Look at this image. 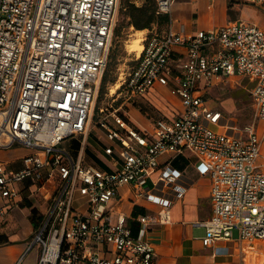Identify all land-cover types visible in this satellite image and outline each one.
I'll return each mask as SVG.
<instances>
[{"label":"built area","instance_id":"obj_1","mask_svg":"<svg viewBox=\"0 0 264 264\" xmlns=\"http://www.w3.org/2000/svg\"><path fill=\"white\" fill-rule=\"evenodd\" d=\"M264 10V0H246ZM117 0H0V147L27 149L21 166L0 159V217L17 203L25 183L44 197L40 224L26 252L34 264H153L151 226L171 219L185 191L179 174L159 171L163 154L190 151L210 179L211 214L203 245L229 239L240 249L264 239V26L243 20L188 32L173 26L172 0H155L168 27L141 37L135 64L109 87L111 102L97 105L112 46ZM250 82L253 120L205 102L208 89L237 78ZM203 82V83H202ZM117 84V86H116ZM165 88L168 97L154 96ZM113 88V91H111ZM154 91V92H153ZM107 93V94H108ZM156 103L149 127L134 124L125 107ZM98 129L97 165L86 160ZM78 139L76 150L62 144ZM159 204L137 213L135 233L125 211L113 210L119 187ZM77 194L82 201L75 205ZM22 254L14 264H23Z\"/></svg>","mask_w":264,"mask_h":264},{"label":"crops","instance_id":"obj_2","mask_svg":"<svg viewBox=\"0 0 264 264\" xmlns=\"http://www.w3.org/2000/svg\"><path fill=\"white\" fill-rule=\"evenodd\" d=\"M260 10L264 12L259 6L246 0H172L171 17L174 27L182 26L188 32H195L237 20L264 26ZM119 14L123 16L127 29L142 31L141 37L153 31L161 32L169 25L167 14L156 13L155 0H117L115 21ZM132 20L143 22L145 26L136 28ZM168 98L176 101L173 96ZM125 112L134 124L145 127L130 115L128 106L125 107ZM96 147V142L90 141L86 151L88 162L89 157L93 163H98ZM13 148L15 152L5 154L1 159L13 167H19L21 157L27 149L21 145L6 149ZM158 162L156 172L163 170L179 174L186 183V188L183 196L170 207V221L151 226L148 232L156 251L153 264H244V259L247 260L250 252L244 253L240 249L237 235L232 234L229 239H217L210 245H203L201 242L200 237L204 234L205 227L196 224V221L207 219L212 209L210 179L203 163L187 150L163 154L159 156ZM27 186L26 182L17 203L0 217V264H14L22 254L23 264L36 262L37 250L33 251L32 248L26 252V247L35 231V223L45 209V202L38 191L29 194ZM118 194L119 200L114 203L113 210L121 209L126 212L133 233L138 227L135 220L137 213H155L160 207L156 202L137 196L128 185L119 187ZM28 201L30 205L26 204ZM2 223L4 224L1 225ZM255 241L252 247L255 246Z\"/></svg>","mask_w":264,"mask_h":264},{"label":"rangeland","instance_id":"obj_3","mask_svg":"<svg viewBox=\"0 0 264 264\" xmlns=\"http://www.w3.org/2000/svg\"><path fill=\"white\" fill-rule=\"evenodd\" d=\"M262 19H264V12L260 10ZM136 29H127L125 25V20L121 14H119L116 18L114 25V34L112 40V46L108 57V63L106 66L105 74H106V82L103 86V91L98 93L97 97V105L112 103L116 105L120 103L121 99L117 98L113 102L110 100L109 96V87L112 82L116 80L119 75V72L123 70H129L135 64V53L134 50L129 49V43L134 37L140 36L142 31H135ZM138 50L136 49V52ZM139 52V51H138ZM137 52V54H138ZM237 82H235L234 86L229 85L228 83H222L218 87H212L208 89V92L205 95V102L210 106L221 108L227 114L232 113L234 119L238 125H243L246 122L253 120V104L252 98L250 94V82L243 77L237 78ZM203 83V82H202ZM155 91L158 93H154V96L160 98V96L168 97V91L163 88H156ZM154 92V91H153ZM108 93V94H107ZM156 103L159 107L162 105L158 104L154 99L153 102L148 100H137L135 102H131L128 106L130 115L141 121L143 126H150V118L151 116H155L158 114L156 107L153 105ZM264 129V121H257V130L260 132ZM99 130L95 129L91 130L89 135L90 141H95L97 138ZM78 139H68L65 143L62 144L63 147L67 149L74 150L78 147ZM18 145V144H15ZM23 147V146H22ZM14 151L13 149H6L0 147V159L6 155H11ZM260 157L258 161L264 158V141H262L260 148ZM88 160L93 163V160L88 157ZM97 165V163H93ZM82 201L77 194L74 197V204L77 205ZM9 222V221H8ZM7 222V223H8ZM40 220L35 223V229L39 227ZM2 223L1 225H3ZM233 235H237V229L234 228L232 230ZM33 235V234H32ZM31 235V236H32ZM31 239V238H30ZM255 249L250 252V255L247 257V260L244 259V264H264V239H258L255 241ZM37 250V245H35L32 249Z\"/></svg>","mask_w":264,"mask_h":264},{"label":"trees","instance_id":"obj_4","mask_svg":"<svg viewBox=\"0 0 264 264\" xmlns=\"http://www.w3.org/2000/svg\"><path fill=\"white\" fill-rule=\"evenodd\" d=\"M132 22H134V26H135L136 28H141V27L145 26V25H144L145 23H143V22H137V21H135V20H134V21L132 20ZM105 70H106V69H105ZM106 79H107V77H106V74H105V71H104V73H103V75H102V77H101V81H100V87H99L100 92L103 91V86H104V84H105V82H106ZM26 204H27V205H30V202L28 201ZM31 214H32V216L34 215V209L31 210Z\"/></svg>","mask_w":264,"mask_h":264},{"label":"bare ground","instance_id":"obj_5","mask_svg":"<svg viewBox=\"0 0 264 264\" xmlns=\"http://www.w3.org/2000/svg\"><path fill=\"white\" fill-rule=\"evenodd\" d=\"M137 31L141 32V30H137ZM128 45H129L130 50H134V49L136 50L137 49L139 51L142 47L141 37L140 36L134 37ZM116 86H117V84H116ZM111 91H113V88Z\"/></svg>","mask_w":264,"mask_h":264}]
</instances>
